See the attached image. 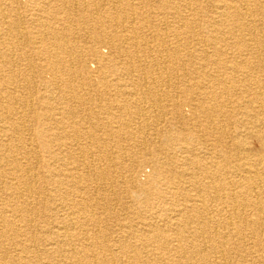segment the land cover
<instances>
[{
	"label": "bare ground",
	"instance_id": "6f19581e",
	"mask_svg": "<svg viewBox=\"0 0 264 264\" xmlns=\"http://www.w3.org/2000/svg\"><path fill=\"white\" fill-rule=\"evenodd\" d=\"M122 199L126 216L162 214L123 221L108 244L99 211L118 220ZM234 253L264 264V0H0V264Z\"/></svg>",
	"mask_w": 264,
	"mask_h": 264
},
{
	"label": "rangeland",
	"instance_id": "374dc122",
	"mask_svg": "<svg viewBox=\"0 0 264 264\" xmlns=\"http://www.w3.org/2000/svg\"><path fill=\"white\" fill-rule=\"evenodd\" d=\"M160 21L161 20H158L157 18H154V19H152V24H154V25H158L159 23H160ZM168 21H172V19L171 18H169L168 19ZM200 28H201V25H196L195 26V30H199L200 31ZM174 34V33H173ZM173 34H171L170 33V38H173L174 37V35ZM86 40H84V42H80L79 41V43H77V44H80L81 43V45H83V43L84 44H86L87 42H85V41H87L88 40V42L90 41V39H89V37H87V38H85ZM103 50H106V51H109L108 50V48H106V46L104 47L103 46ZM80 55H82L81 54V52L79 53ZM86 55H84V57H85ZM31 62L33 63V64H35V60H31ZM88 66H89V68H91V70H96V65L93 63V62H91V61H89L88 62ZM95 66V67H94ZM95 75H97V74H95ZM94 81H96V83H99L100 81H99V79L98 78H95L94 79ZM32 86V88L33 89H35L33 86H37V85H31ZM164 88H165V86H164ZM35 91H36V89H35ZM105 91V90H104ZM103 91V92H104ZM60 91H58L57 93H56V96H57V94L59 93ZM108 91H106L105 93H107ZM79 93L80 94H84L85 93V91H79ZM99 94H101V93H99ZM97 98H95L96 100H93L91 103H90V106L92 107V104H93V106H94V103L96 102V103H98L99 102V100H100V97H99V95L97 94ZM118 96V97H117ZM117 96H113V97H111V96H108L109 98H110V100H109V102L110 103H116L115 105H117L118 104V99L120 98L119 97V95H117ZM74 105V104H73ZM40 106V105H39ZM189 111V108L187 109L186 108V112H188ZM120 113V112H119ZM102 118H101V117ZM99 117V119L98 118H96V119H94L95 120V122H96V120L98 119V121H99V124L101 125L102 124V122H109L110 121V116L108 115V114H106L105 112H102V114L100 115ZM102 119V120H101ZM92 120V121H91ZM90 121H88V122H93L94 120L93 119H91ZM104 120V121H103ZM112 121V120H111ZM36 127V124H33L32 123V125H31V128H33V130H34V132H35V128ZM53 127H54V124L53 123H50V122H48L47 124H45V128L47 129V130H49V132L52 134V133H58V130H60V129H53ZM50 128H52V129H50ZM104 130V129H103ZM103 130H101V131H99L98 133L99 134H103ZM60 131H62V130H60ZM29 132V131H28ZM27 132V133H28ZM62 134V133H61ZM64 134V133H63ZM63 134H62V136H63ZM30 135H31V137L33 138V143H34V147L35 146H38V145H40V143H39V140H38V138L35 136V135H33L32 134V131L30 132ZM65 140V139H64ZM55 144V143H54ZM256 144V145H255ZM255 145V146H254ZM253 146H254V148L257 146V147H260V145L258 144V142L257 141H255L254 143H253ZM136 157H137V155H136ZM49 156H48V154H46L45 152H43V153H37V154H33V155H30V157H29V161L33 164V165H35V166H37V165H42V163L44 162V161H49ZM42 161V163H41V161ZM151 168H152V166H145V167H139V168H137L136 167V170H137V172L136 173H138V179H140L142 182H145V181H147L148 179H149V175H150V173L152 172V170H151ZM123 180H125L124 178H120L119 180H118V182H116V185H114L115 186V188H121V187H119V185L121 184V181H123ZM47 183H52V181L51 180H49L48 179V181L45 183L44 181H43V179L41 180V184L42 185H44V184H47ZM128 185H130V186H132L130 183H128ZM123 189L125 188L124 186L122 187ZM121 188V189H122ZM122 194H126L125 192H123ZM123 195V196H124ZM122 196V195H121ZM42 198H43V196H42ZM42 198L41 199H39L40 201H42ZM45 198L47 199V201H48V203H49V206L50 207H52V212H53V214H54V212H55V214L53 215V216H56V218H60V220L62 219H64L65 218V215H67L64 211H62V210H60V209H57V203H59V201L58 200H56L55 198H53L52 197V195L50 194V195H47V196H45ZM37 198H35V200H36ZM122 202V203H121ZM121 202H119L118 204L117 203H115V205H114V208L116 209H114L115 210V212H114V214L116 213L117 214V216H118V220H116V219H111V218H109V216H108V214H109V212L107 213L106 211H104V210H100L99 211V214H101V212L103 213V212H105V213H103V214H101V216L100 217H102V219H103V223H102V227L101 228H106L105 229V237H106V239H107V242H108V244H110V243H112L113 242V240H114V238H116L117 236V233L119 232V228H120V224L123 222V221H125V220H132V221H134V223H138L139 224V222H142V221H144L143 219L144 218H151L152 216L154 217V219H156V220H158V218L157 217H159V216H161V214H162V212L161 211H157L156 209H151V210H149V212L147 213V214H136V215H133V216H126L127 215V213H126V211L125 210H123V208L121 209L120 207H122V205H123V202H125V200L124 199H122L121 200ZM127 203V202H126ZM122 204V205H121ZM120 205V206H119ZM42 207H40V209H41ZM56 209V210H55ZM121 210V211H120ZM146 215V216H145ZM43 217H45L44 215H41V216H36V218L35 219H37V221H36V225H37V227H42V226H44V225H46L48 222H46L45 223V219L43 218ZM69 217V216H68ZM149 220V219H148ZM144 224V223H143ZM28 237H31V236H29V235H26V236H24L21 240L22 241H25L26 239H28ZM177 243V241L176 240H173L172 241V244H176ZM171 244V245H172ZM171 248H172V246H171ZM10 250H12V249H10ZM116 251V248H114L113 249V252H115ZM12 253H14L13 251H12ZM107 253H110V252H107ZM169 257H177V256H175V255H170ZM244 258H245V256L244 257H242L241 256V254L240 253H234L233 255H232V259H231V264H241L243 261H244ZM248 258V262L247 263H249V264H259V263H254V261H255V259H253V258H251V257H247ZM246 263V264H247Z\"/></svg>",
	"mask_w": 264,
	"mask_h": 264
}]
</instances>
